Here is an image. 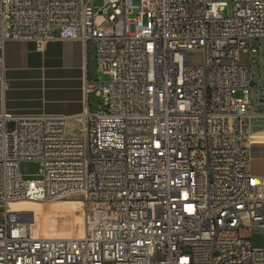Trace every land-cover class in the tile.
Listing matches in <instances>:
<instances>
[{
	"label": "built area",
	"instance_id": "2783aa9c",
	"mask_svg": "<svg viewBox=\"0 0 264 264\" xmlns=\"http://www.w3.org/2000/svg\"><path fill=\"white\" fill-rule=\"evenodd\" d=\"M54 31L92 42L109 78L84 81L102 104L83 136L67 135V116L0 111V264H264L244 234L264 231L251 167L264 0H0V98L4 43L41 50ZM76 195V237L35 236L30 212L10 207Z\"/></svg>",
	"mask_w": 264,
	"mask_h": 264
},
{
	"label": "crops",
	"instance_id": "0c3cea01",
	"mask_svg": "<svg viewBox=\"0 0 264 264\" xmlns=\"http://www.w3.org/2000/svg\"><path fill=\"white\" fill-rule=\"evenodd\" d=\"M54 35L41 50L31 41L4 43L0 111L67 116V135L83 136L92 94L86 95L83 85L86 79H96L94 44L61 40L56 31Z\"/></svg>",
	"mask_w": 264,
	"mask_h": 264
},
{
	"label": "rangeland",
	"instance_id": "374dc122",
	"mask_svg": "<svg viewBox=\"0 0 264 264\" xmlns=\"http://www.w3.org/2000/svg\"><path fill=\"white\" fill-rule=\"evenodd\" d=\"M139 0H133L137 6ZM137 9L133 8L130 17H134ZM232 13V5H229L223 12L225 16ZM91 45V42L90 44ZM200 53H191L189 60L194 63L201 61ZM253 79L256 81L264 75V66L261 63L259 69H253ZM93 77L101 81H107L108 75L96 72ZM91 111H96L102 104L101 99L94 94L89 96ZM255 111L259 112L258 101L255 100ZM251 138V167L255 176L264 174V118H252ZM39 164L34 161H23L20 164L21 173L25 178L36 179ZM82 196H68L60 200H49L45 202H32L28 200L10 203L12 209L28 211L33 217L31 229L35 236L44 237H76L82 234L85 209L80 201ZM250 238L253 247H264V231L261 229H250L244 232Z\"/></svg>",
	"mask_w": 264,
	"mask_h": 264
},
{
	"label": "bare ground",
	"instance_id": "6f19581e",
	"mask_svg": "<svg viewBox=\"0 0 264 264\" xmlns=\"http://www.w3.org/2000/svg\"><path fill=\"white\" fill-rule=\"evenodd\" d=\"M20 201H24V200H20ZM17 202V201H16ZM28 212V211H27ZM50 238H58V237H50ZM66 238H68V237H66Z\"/></svg>",
	"mask_w": 264,
	"mask_h": 264
}]
</instances>
